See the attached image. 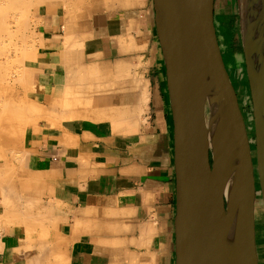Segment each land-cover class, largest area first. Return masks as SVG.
<instances>
[{"label": "crops", "instance_id": "obj_1", "mask_svg": "<svg viewBox=\"0 0 264 264\" xmlns=\"http://www.w3.org/2000/svg\"><path fill=\"white\" fill-rule=\"evenodd\" d=\"M234 17L240 25L237 0H215L217 51L241 108L252 97ZM35 21L41 81L28 180L51 213L53 249L64 264H176L174 124L154 1L46 3ZM4 244L2 264L41 257L14 234Z\"/></svg>", "mask_w": 264, "mask_h": 264}, {"label": "water", "instance_id": "obj_2", "mask_svg": "<svg viewBox=\"0 0 264 264\" xmlns=\"http://www.w3.org/2000/svg\"><path fill=\"white\" fill-rule=\"evenodd\" d=\"M153 1L174 124L176 264H258L249 136L220 63L215 0ZM237 1L264 208V0H251L250 27L242 0ZM203 95L214 123L213 142L203 134Z\"/></svg>", "mask_w": 264, "mask_h": 264}, {"label": "rangeland", "instance_id": "obj_3", "mask_svg": "<svg viewBox=\"0 0 264 264\" xmlns=\"http://www.w3.org/2000/svg\"><path fill=\"white\" fill-rule=\"evenodd\" d=\"M22 1H21L22 2L21 5L24 4L27 0H25V2H24V0H22ZM29 1L31 2L30 3L31 6H29V4H26V5H28L29 8L26 7V5L24 4L26 9L29 10L28 14H27L28 10H26L25 7H23L24 5L20 6V4L18 2L19 8H21V10L20 9L19 10L17 9V10L21 16L17 13L19 15V19L17 18L18 17L17 15H16V18L18 19L19 22L18 21H17L18 23L16 22L17 25L13 26V28H14L13 30L14 31H15V29L17 30V26H18V24H20V26H19L20 31L17 30L18 34L16 33L17 36L19 35L18 36L19 38L15 35L13 45L16 48L13 46V50L11 51V57L9 58L10 60H8L6 62V58H5L6 55L3 56V60H2L3 61L2 65L4 64L2 66V68H3L2 72L4 71L3 77L8 78L9 75H10V77L12 75L13 76L11 77L12 79L9 77L10 79L9 78L6 79L5 82L3 80L1 83V86H0V91L2 92V93L0 92V94H1L0 99L2 100L4 98V100H3L4 102L0 100V125L2 127V130L0 127V135H1L0 136V138H1L0 139V154H1L0 155V174L3 173L2 175H0V179L4 175V177L8 178L9 180H7L6 185H5V183L3 185L7 186V189L11 192L13 190L9 189L11 187L8 186V184H9L8 182H10L11 185H12L11 182H13L14 186L12 185V187L14 190L16 188V190L13 191L14 193L12 195H10L11 194L10 193L8 196L9 192L8 193L5 192L6 187L4 188L2 186V183H3L2 181L3 180L5 181V179H3V177H2L3 180L2 181L0 180V186H2V187H0V190H1L0 191V243H1V241H5V237L7 236V234H14L16 237L19 238V243H21V245H23L26 252L28 250H30L32 252H34V251L39 252V254H37V256H39L40 254H41L40 256H42L44 252H48L50 250L55 252L51 255L52 258H50V259L46 258L48 260H45L42 258L43 259L42 263H41V261L39 262V259H36V261H34V260L32 261L33 264L34 263L38 264V262L40 264H64V259H63V256H62L60 250L59 249H52L53 245H54V241L58 240V239H48L50 236V231H51L50 221L48 220L49 217H47V215L45 216V212H43L44 207L42 206V203L38 200V198L35 196V192L33 190V187L30 186V183L28 180L29 179V173L33 169L32 156H31V151H30V147H29V141L32 137L33 131H34V129L38 123V120H39V116H38L37 111L35 109L36 108L35 107V104H36L35 93L37 91V88L39 87L38 82L41 81L40 80V78H41L40 77L41 76L40 71L35 65L36 64V51H37L35 17H36V14L38 12V8L43 4H46V3H48V4L49 3H59L60 4V3H62V4L67 5V6H69V5L70 6H77V5H81L83 3V1H85V0H64V1L63 0H41V1L40 0H29ZM33 1H35V2H33ZM22 10H23V12H22ZM22 18L26 22L25 25H24V21H23V24H21V22H20L23 20ZM237 19H238L237 17H234L232 22L229 23V27H230L232 33H237V32L241 33V24L240 25L238 24V22L236 21ZM27 22L29 24H27ZM25 26H29V27L26 28ZM239 27H240V30H239ZM226 30H227V27H223L221 32H223L225 34V32H227ZM21 33H23V34H21ZM26 34H28V35L26 37H24V35H26ZM20 35H21V38H20ZM22 35H23V37H22ZM17 38L19 39V41ZM22 38L26 39L25 43L22 41L23 40ZM227 39H228L227 36H225V39H223V43L226 44V42L228 41ZM22 45L27 46V47H23ZM228 46H229V44H228ZM22 48H24V49L22 50ZM11 49H12V47H11ZM15 50H16V52H14ZM17 50L20 52V54ZM21 52H22L23 59L20 58V57H22ZM18 54L20 55L19 57H17ZM12 57H16L17 59L12 58ZM11 59H14V60H11ZM20 60H22V62ZM11 61H13V63ZM18 61H20L22 64H20V62H18ZM6 65H7V67H6ZM28 67L30 70L28 69ZM10 68H12V69H10ZM28 70L32 71L33 73L30 72L31 73L30 74ZM21 71L23 74L21 73ZM8 72H9V74H8ZM23 76L26 77V79L28 81H30V83L25 78H23ZM15 77L17 80H15ZM21 78H23V79H21ZM30 78L33 81L30 80ZM237 78L240 79L241 77L237 76ZM18 80H19V82H18ZM24 80H26V81H24ZM32 83H34V84H32ZM28 85L30 87H27ZM11 99H13V100H11ZM7 100H8V102H7ZM1 102H2V104H1ZM6 103H7V105H6ZM9 103H11V104H9ZM241 104L244 105L245 103L243 102ZM1 105L5 106V107L3 108V106H1ZM23 105H24V107H23ZM13 107L15 108V110H18V111H14ZM6 108H7V110H6ZM8 109L10 110V112L11 111H14V112L10 113L8 111ZM25 110H26V112H25ZM1 111H3V112H1ZM241 111L243 114H245L243 117H244L246 130H247L248 136H249V149L252 152V153L250 152V154H251V161H252V167H253V174H254V177L256 180L258 177V170L255 167L257 164V148H256V141H255L253 107H252V105L241 106ZM15 113H17V114H15ZM14 116H15V118H13ZM21 130L24 131V133H22ZM17 132H20V133H17ZM4 148L7 149L8 151L5 150ZM11 148L13 150H11ZM210 155H211V153H210ZM211 159H212V155H211ZM4 163H5V165H4ZM8 165L11 168H7ZM5 166H6V168H5ZM7 171L12 173V175H10L8 173L4 174V172H7ZM7 174H8V176H7ZM257 180H259V178ZM258 185L260 186L259 181H258ZM259 186H257V183H255V191L257 193V197L255 199L256 200L255 201V210H261L263 212V215L262 214L260 215V213H256V215H255L256 237L258 239L257 241L260 242L261 239H263V234H261V233L264 230V225H263V223H264V211H263V200H262V194H261V187H259ZM3 189H5V191H3ZM5 194L7 197H10V198L7 199V197H5ZM23 194L29 195V198L31 199V201L33 203V205H31V207L30 206L29 207L31 209L32 206H34L32 208L33 213L31 210H27L29 208L27 206V203L25 202V200L22 197ZM11 196L13 198H11ZM14 196H15V198H14ZM2 199L3 200L5 199V201H3ZM16 202L19 203V207L17 206L18 203H17V205H14V204H16ZM8 203H10V205ZM5 204L6 205L8 204V205L4 206ZM20 204L22 205L21 207H20ZM24 204H26V206ZM24 206L26 209L24 208ZM35 207L37 208V210ZM5 209L7 212L12 211L9 213L10 214L12 213L13 215L11 214L12 216H10V214H8L5 211ZM38 210H40V211H38ZM25 211L28 215L26 213H24ZM15 212H17L19 214V215L17 214V220L15 217V215H16ZM20 212H21L22 216H21ZM35 212H37V213H35ZM42 212L44 213V215L41 214ZM23 214L27 215V216L26 215L25 216L28 218V220H26V219H25V221L21 220L22 218H26V217H23L24 216ZM29 214H31L35 220H37L38 217L39 218L42 217L41 220L43 219V221H40V219H38L37 220L38 222L35 221L36 223L34 224L33 223L34 219H32V221H31V218H33V217H31ZM7 216L10 217V219L7 218ZM29 216H30V218H29ZM13 217H15V218H13ZM13 220H14V222H13ZM10 221L12 222V224L10 223ZM19 221H20V224H19ZM28 222H30V223L32 222L31 223V224H33L32 227H30L31 224ZM26 223H28V225L25 226ZM30 238H34V239H30ZM0 251H1L0 252V264H2L1 255L3 253V249H0ZM48 261H49V263H48Z\"/></svg>", "mask_w": 264, "mask_h": 264}, {"label": "bare ground", "instance_id": "obj_4", "mask_svg": "<svg viewBox=\"0 0 264 264\" xmlns=\"http://www.w3.org/2000/svg\"><path fill=\"white\" fill-rule=\"evenodd\" d=\"M22 0H0V86H1V83H2V81L4 80V82H5V80L6 79H8L9 77H10V75H9V77L8 78H6V77H3V75H4V71L2 72V70H3V68H2V66L4 65H2V63H3V56H5V58H6V62L8 61V60H10L9 58L11 57V51L13 50V44H14V38H15V35H16V33H17V30H19V26H20V24H18V26H17V30L15 29V31L13 30L14 28H13V26L14 25H17V23L19 22L18 21V19H19V13H18V10L20 9L21 10V8H19V5H18V2H19V4H20V6H22V5H26V4H29V6H31L30 5V1L29 0H27L26 2H25V0H24V4H22L21 5V3L23 2H21ZM29 1V2H28ZM41 1V0H40ZM64 1V0H63ZM33 2H35V1H33ZM84 2V1H83ZM247 2H248V7H247V9L245 10V8H244V3L246 4V2L244 1L243 2V0H242V11H243V13L245 14L246 13V16H245V19H246V21H247V24H245V25H247L248 27H250V26H252L254 23H253V20H252V14H251V0H247ZM81 4V3H80ZM25 5L23 6V7H25ZM18 7V8H17ZM26 7H28V5H26ZM26 7H25V9H26ZM29 8V7H28ZM18 9V10H17ZM26 10H28V9H26ZM25 10V11H26ZM22 12H23V10H22ZM21 12V13H22ZM28 12H29V10L27 11V14H28ZM19 15H18V14ZM26 13V12H25ZM16 15L18 16L17 18H16ZM21 16V15H20ZM24 16V15H23ZM16 19V20H15ZM21 19V18H20ZM23 19V18H22ZM18 21V22H17ZM23 21H24V25L26 24V22H25V20L23 19L22 21H20L21 22V24H23ZM17 22V23H16ZM16 23V24H15ZM27 24H29L28 22H27ZM23 25V26H24ZM26 28L27 27H29V26H25ZM247 27V28H248ZM20 31V30H19ZM24 31V30H23ZM25 32V31H24ZM251 33V32H250ZM18 34V33H17ZM21 34H23V33H21ZM28 34H26V35H24V37H26ZM17 36V35H16ZM19 36V35H18ZM17 36V37H18ZM22 37H23V35H22ZM19 38V37H18ZM17 38V39H18ZM20 38H21V35H20ZM23 39V38H22ZM21 40V39H20ZM18 41H19V39H18ZM24 43H25V41H26V39H23L22 40ZM17 43V42H16ZM25 45V44H24ZM24 45H22L23 47H27V46H24ZM21 46V47H22ZM11 47H12V49H11ZM15 47V46H14ZM20 47V46H19ZM16 48V47H15ZM24 48H22V50H23ZM20 50V49H19ZM18 51V50H17ZM14 52H16V50L14 51ZM19 52V51H18ZM16 54V53H15ZM19 54H20V52H19ZM18 54V56L17 57H19L20 55ZM17 55V54H16ZM21 56H22V52H21ZM12 58H16V57H12ZM21 59H23V56L22 57H20ZM17 59V58H16ZM5 60V59H4ZM11 60H14V59H11ZM21 62H22V60H20ZM20 61H18V62H20ZM12 63H13V61H11ZM17 62V63H18ZM20 62V64H22ZM6 64V63H5ZM19 64V65H20ZM6 67H7V65H6ZM22 68V67H21ZM26 68V67H25ZM10 69H12V68H10ZM14 69V68H13ZM28 69H29V67H28ZM166 69V68H165ZM24 70V69H23ZM30 70V69H29ZM28 70V71H29ZM17 71V70H16ZM27 71V72H28ZM20 72V71H19ZM30 72H32V71H29V73ZM6 73V72H5ZM14 73V72H13ZM21 73H22V71H21ZM33 73V72H32ZM8 74H9V72H8ZM11 74V73H10ZM23 74V73H22ZM31 74V73H30ZM29 74V75H30ZM21 75V74H20ZM25 75V74H24ZM13 76V75H12ZM11 76V77H12ZM18 76V75H17ZM26 76V75H25ZM10 77V78H11ZM9 78V79H10ZM23 78H25L26 79V77H24L23 76ZM23 78H21V79H23ZM12 79V78H11ZM15 80H17L16 79V77H15ZM27 80V79H26ZM26 80H24V81H26ZM30 80H32L31 78H30ZM8 81V80H7ZM13 81V80H12ZM21 81V80H20ZM28 81V80H27ZM33 81V80H32ZM31 81V82H32ZM14 82V81H13ZM18 82H19V80H18ZM29 83H30V81H28ZM21 83V82H20ZM24 83V82H23ZM27 83V82H26ZM12 84V83H11ZM25 84V83H24ZM23 84V85H24ZM28 84V83H27ZM32 84H34V83H32ZM30 85V84H29ZM27 86V87H30V86ZM26 86V85H25ZM25 89V88H24ZM1 92V91H0ZM2 93V92H1ZM1 95V94H0ZM26 95V94H25ZM4 96V95H3ZM2 96V97H3ZM1 100V99H0ZM4 100V98L1 100V101H3ZM11 100H13V99H11ZM4 102V101H3ZM6 102V101H5ZM7 102H8V100H7ZM12 102V101H11ZM15 102V101H14ZM23 102V101H22ZM13 103V102H12ZM1 104H2V102H1ZM9 104H11V103H9ZM6 105H7V103H6ZM14 105V104H13ZM18 105V104H17ZM26 105V104H25ZM32 105V104H31ZM1 106H3V105H1ZM11 106V105H10ZM20 106V105H19ZM33 106V105H32ZM5 106H3V108H4ZM15 107V106H14ZM13 107V108H14ZM23 107H24V105H23ZM22 107V108H23ZM12 108V107H11ZM21 108V107H20ZM2 109V108H1ZM6 110H7V108H6ZM13 110V109H12ZM21 110V109H20ZM19 110V111H20ZM8 111L10 112V110L8 109ZM14 111H18V110H15V108H14ZM14 111H11V112H14ZM1 112H3V111H1ZM10 112V113H11ZM21 112V111H20ZM25 112H26V110H25ZM28 113V112H27ZM14 114V113H13ZM15 114H17V113H15ZM25 114V113H24ZM8 115V114H7ZM18 116V115H17ZM13 118H15V116L13 117ZM201 118H202V124H203V134H204V138L207 140V141H209V142H213L214 141V136H215V130H214V123H213V121H212V117H211V109H210V105H209V101H208V99H207V97L205 96V95H203V97L201 98ZM20 119V118H19ZM23 119V118H22ZM14 126V125H13ZM0 127H1V125H0ZM4 129V128H3ZM1 130H2V127H1ZM5 130V129H4ZM22 131V130H21ZM17 133H20V132H17ZM22 133H24V131H22ZM1 136V135H0ZM1 139V138H0ZM5 149V148H4ZM2 150V149H1ZM5 150H7V149H5ZM11 150H13L12 148H11ZM210 150L211 149H209L208 148V153L210 152ZM250 150V149H249ZM8 151V150H7ZM3 154V153H2ZM1 155V154H0ZM4 155V154H3ZM258 160V159H257ZM218 161H219V158L217 159V161H216V163H218ZM4 165H5V163H4ZM7 166V165H6ZM6 166H5V168H6ZM258 166V165H257ZM4 168V169H5ZM7 168H11V167H9V165H8V167ZM258 168V167H257ZM12 170V169H11ZM258 170V169H257ZM5 171V170H4ZM5 173H8V174H10V175H12V173H10V172H4V174ZM3 174V173H2ZM2 174H0V175H2ZM8 174H7V176H8ZM14 174V173H13ZM2 177H3V179H5V181L2 179ZM1 177V181L3 182L2 183V186L5 188L6 187V191H5V189H3V191H5V192H9L8 193V196H9V194L10 195H12L14 192L13 191H15L16 190V188H15V190L13 189V187H12V185H13V182H11L12 183V185L10 184V182H8L9 184H8V186L9 187H11V188H9V189H11V190H13V191H9L8 189H7V186H5L7 183V180H9L8 178H6V177H4V175ZM10 178V177H9ZM12 179V178H11ZM14 179V178H13ZM5 183V185H3ZM2 186H0V187H2ZM14 186V185H13ZM259 187H261V184H260V186ZM1 191V190H0ZM17 192V191H16ZM5 197H7L6 196V194H5ZM18 197V196H17ZM4 198V197H3ZM8 198H10V197H7V199ZM11 198H13L12 196H11ZM14 198H15V196H14ZM28 199V198H27ZM3 200V199H2ZM10 200V199H9ZM14 200V199H13ZM263 200V199H262ZM3 201H5V199L3 200ZM15 201V200H14ZM17 201V200H16ZM28 202H27V206H28V208L29 209H27V210H31L32 211V208L34 207V206H32V208L30 209V207H31V205H33V203L32 202H29V199L27 200ZM34 201V200H33ZM17 203L18 202H16V204H14V205H17ZM35 203V202H34ZM9 205H10V203H8ZM7 204V205H8ZM12 204V203H11ZM6 204L4 205V206H7ZM25 206H26V204H24ZM41 205V204H40ZM18 207H19V203H18V205H17ZM22 205L20 204V207H21ZM25 206H24V208H25ZM30 206V207H29ZM43 206V205H42ZM37 207V206H36ZM35 207V208H36ZM46 207V206H45ZM8 208V207H7ZM16 208V207H15ZM14 208V209H15ZM23 208V209H24ZM38 208V207H37ZM37 208H36V210H37ZM41 208V207H40ZM43 208V207H42ZM4 209V208H3ZM13 209V210H14ZM17 209V208H16ZM26 209V208H25ZM49 209V208H48ZM26 210V211H27ZM41 210V209H40ZM40 210H38V211H40ZM43 210H44V208H43ZM5 211H6V209H5ZM15 211V210H14ZM23 211V210H22ZM26 211L24 212V213H26ZM256 212H255V215H256V213H260V215L262 214L263 215V212L261 211V210H255ZM263 211H264V208H263ZM7 212V211H6ZM9 212H12V211H9ZM9 212H7L8 214H10ZM29 212V211H28ZM44 212V211H43ZM41 213V214H43L44 215V213ZM48 212V211H47ZM32 213H33V211H32ZM35 213H37V212H35ZM45 213H46V209H45ZM4 214V213H3ZM7 214V215H8ZM12 214V213H11ZM10 214V216H12ZM16 214V215H15ZM15 217H16V220H17V212H15ZM20 214H21V212H20ZM27 214V213H26ZM25 214V215H26ZM51 214V213H50ZM49 214V215H50ZM19 215V214H18ZM24 215V214H23ZM23 216V217H26V216ZM31 217H33L31 214H29ZM49 216L48 215V213H46L45 214V216ZM259 215V216H260ZM21 216H22V214H21ZM30 216H29V218H30ZM15 217H13V218H15ZM20 217V216H19ZM50 217V216H49ZM7 218H9L10 219V217H8L7 216ZM6 218V219H7ZM12 218V217H11ZM42 218V217H41ZM41 218H39L38 217V219H40V221H43V219L41 220ZM46 218V217H45ZM20 219V218H19ZM24 219V220H23ZM25 219L26 220H28V218L26 217V218H22L21 220L22 221H25ZM32 219H34V217L33 218H31V221H32ZM37 219V220H38ZM47 219V218H46ZM37 220H35L34 219V221H33V223L35 224L36 222L35 221H37ZM48 220H50V219H48ZM8 221V220H7ZM30 221V220H29ZM13 222H14V220H13ZM27 222V221H26ZM38 222V221H37ZM10 223L12 224V222L10 221ZM9 223V224H10ZM28 223H30V222H28ZM28 223H26L25 224V226L26 225H28ZM32 223V222H31ZM30 223V224H31ZM52 223V222H51ZM17 224V223H16ZM19 224H20V221H19ZM32 225L33 224H31V226L30 227H32ZM263 225H264V223H263ZM29 227V226H28ZM27 228V227H26ZM146 229V228H145ZM148 234V233H147ZM143 235H144V233H143ZM146 235V234H145ZM5 244H4V241H1V243H0V249H3V246H4ZM52 246V245H51ZM48 249V248H47ZM50 249V248H49ZM53 249V248H52ZM34 250V249H33ZM48 251V250H47ZM1 252V251H0ZM49 252V251H48ZM53 252V251H52ZM52 252H50V253H52ZM29 253V252H28ZM31 253V252H30ZM38 253V252H37ZM50 253H49V256H50ZM41 255V254H40ZM45 255V254H44ZM43 256V255H42ZM40 257V259L39 258H37V259H39V262L41 261V263H42V260L45 258V256H44V258L43 257ZM46 257H48V256H46ZM41 258H43V259H41ZM45 260H48V259H45ZM35 261H36V259H35ZM38 262V261H37ZM38 262V264H40ZM47 262V261H46ZM48 263H49V261H48Z\"/></svg>", "mask_w": 264, "mask_h": 264}]
</instances>
